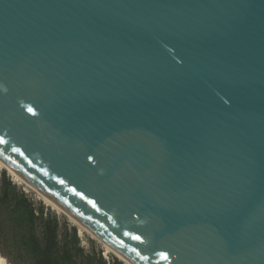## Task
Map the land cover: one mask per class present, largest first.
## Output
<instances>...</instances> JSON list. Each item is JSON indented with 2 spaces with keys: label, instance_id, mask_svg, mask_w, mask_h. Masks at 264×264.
Instances as JSON below:
<instances>
[{
  "label": "water",
  "instance_id": "95a60500",
  "mask_svg": "<svg viewBox=\"0 0 264 264\" xmlns=\"http://www.w3.org/2000/svg\"><path fill=\"white\" fill-rule=\"evenodd\" d=\"M0 158L130 264H264V0H0Z\"/></svg>",
  "mask_w": 264,
  "mask_h": 264
},
{
  "label": "trees",
  "instance_id": "16d2710c",
  "mask_svg": "<svg viewBox=\"0 0 264 264\" xmlns=\"http://www.w3.org/2000/svg\"><path fill=\"white\" fill-rule=\"evenodd\" d=\"M0 238L28 264H109L86 254L76 228L62 236L59 218L36 206L6 171L0 173Z\"/></svg>",
  "mask_w": 264,
  "mask_h": 264
},
{
  "label": "rangeland",
  "instance_id": "374dc122",
  "mask_svg": "<svg viewBox=\"0 0 264 264\" xmlns=\"http://www.w3.org/2000/svg\"><path fill=\"white\" fill-rule=\"evenodd\" d=\"M6 171L8 177L21 188L23 192L32 200V202L39 206L40 204L44 207L46 213H52L59 218L60 221V229L63 236V233L68 230L71 232V229L76 228L78 231V237L80 238L81 247L84 248L86 254L93 255L98 259V256L101 255L103 259L109 263L113 264L114 261L122 262L123 264H127L122 259H120L116 254L111 253L107 247L102 244L100 241L93 238V236L85 231L78 223L71 220L67 215L61 213L60 211L56 210L53 206L49 205V203L41 197L39 193L29 188L27 185L16 181L15 178L0 165V173ZM4 246L2 238H0V253L6 258V255L9 256L10 259L6 260L9 264H28L26 260H22L19 258L18 254L10 250ZM109 251V252H108ZM80 263V260H79Z\"/></svg>",
  "mask_w": 264,
  "mask_h": 264
},
{
  "label": "bare ground",
  "instance_id": "6f19581e",
  "mask_svg": "<svg viewBox=\"0 0 264 264\" xmlns=\"http://www.w3.org/2000/svg\"><path fill=\"white\" fill-rule=\"evenodd\" d=\"M0 165L5 168L6 170H8V172L15 178L16 181H19L25 185H27L29 188H31L32 190L36 191L37 193H39L36 189L33 188V186L20 174L16 173L11 167H9V165H7L3 159L0 158ZM40 194V193H39ZM41 195V194H40ZM41 197L43 199H45L49 205L53 206L56 210L60 211L61 213L67 215L71 220H73L74 222L78 223L77 221H75L71 216H69L65 211H63L59 206L55 205L54 203L50 202L47 198H45L43 195H41ZM79 224V223H78ZM80 225V224H79ZM85 231H87L88 233H90L93 238H95L96 240L100 241L102 244H104L107 249L111 252L116 254L120 259H122L124 262H126L127 264H130L127 260L124 259V257L122 255H120L119 253H117L115 250H113L108 244H106L100 237H98L95 233L91 232L90 230L84 228L82 225H80ZM108 251V252H109ZM0 264H9L8 261L6 260V258L0 253Z\"/></svg>",
  "mask_w": 264,
  "mask_h": 264
},
{
  "label": "snow or ice",
  "instance_id": "6c2138e0",
  "mask_svg": "<svg viewBox=\"0 0 264 264\" xmlns=\"http://www.w3.org/2000/svg\"><path fill=\"white\" fill-rule=\"evenodd\" d=\"M29 111L31 112L32 111V109H29ZM134 239H136V240H140V237H133Z\"/></svg>",
  "mask_w": 264,
  "mask_h": 264
}]
</instances>
